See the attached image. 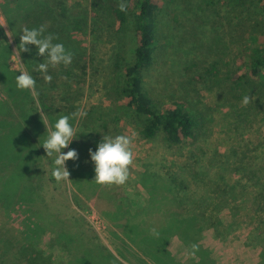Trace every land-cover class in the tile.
Masks as SVG:
<instances>
[{"label":"trees","instance_id":"1","mask_svg":"<svg viewBox=\"0 0 264 264\" xmlns=\"http://www.w3.org/2000/svg\"><path fill=\"white\" fill-rule=\"evenodd\" d=\"M69 1L0 0L2 13L14 17L15 22L10 21V26L18 52L22 34L19 18L23 26L30 29L45 25V34L58 37L54 43H63L74 53L68 67L62 63L55 68L49 66L51 83H46L43 74L35 70L45 60L38 55L35 45L28 46L30 52L19 53L25 70L36 80L34 90L41 108L31 90L17 88L15 78L20 73L8 64L10 47L7 43L0 44V207L6 216L23 214L26 219L23 231L28 232V237L17 249V258L25 264H128L119 258L122 256L129 262L128 255L137 264H220L212 251L201 243V238L207 228L212 227L215 231L221 226L226 227L225 230L233 226L240 209L246 204L238 194L242 185L243 191L248 187L256 188L252 201L258 223L247 238H254L249 240L259 249L256 264H264V190L259 189L257 177V182H250L256 174L245 172L243 154V159L234 161L236 168L232 169L238 170L240 176L232 183L215 170L213 173L217 172L218 178L207 180L200 177L202 172L196 168L187 172L195 184L205 186L210 193L197 200L191 197L190 183L168 165L145 163L143 169L135 171L130 178L145 192L138 203L128 196L111 192V188L106 192L103 186L107 185H100L99 194H96V188L87 183L90 178L94 180V162L91 159L87 164L68 160L69 181L75 192L86 198L111 201V205L102 210V215L110 223L109 232L120 242L118 256L98 236L87 235L77 227L78 219H67V224L59 215L41 209L45 196L41 179L43 171H38L47 164L48 170L50 168L48 179L56 181L52 176L54 157H47L41 144L47 137L42 112V117L52 128L61 115L75 112L76 108L70 104L54 105L52 90L58 88L57 81L63 77L70 82H81L88 75V69L99 71L104 66L109 67L108 61L117 73L110 89L118 103H112L115 107L111 111H98L92 107L85 111L86 116L71 121L78 137L87 141L93 151L120 120H137L139 133L147 140L161 136L172 146L192 140L209 113L206 105H201L192 95L194 85L198 83L215 91L219 101H242L247 95L252 97L254 104L262 101L264 107V0L250 1L248 9L255 3V11H249V23H243L241 33L229 41L222 40L218 35L221 31L214 33L208 28L206 32L207 18L210 19L211 14L218 15L216 5L222 0H187L186 9L180 10V14L184 13L186 17V27L179 45L191 50L210 51L217 58L208 62L203 74L188 76L184 82L187 86L177 94L163 88L170 87L168 81L159 88L152 79L148 81L152 70L156 69L155 73L160 75L156 66L165 55L166 45L161 43L163 35L159 33V15L164 7L171 8L177 0H127V12L119 10L120 0H92L90 21L86 7ZM205 36L209 39L205 40ZM233 45L237 46L234 50ZM193 66L188 65L185 71L189 73ZM106 85L104 83V87ZM69 149H74L73 142ZM81 203L75 194L74 205L84 208ZM223 210L229 215L228 224L219 217ZM152 228L157 229L159 236L150 233ZM46 232L51 235L43 248L60 247L65 253L64 261H54L49 253L43 252L40 242ZM228 234L227 231L214 235L223 240ZM174 237L182 241L189 253L193 254V244L199 246L191 260L182 261L175 256L170 248Z\"/></svg>","mask_w":264,"mask_h":264},{"label":"rangeland","instance_id":"2","mask_svg":"<svg viewBox=\"0 0 264 264\" xmlns=\"http://www.w3.org/2000/svg\"><path fill=\"white\" fill-rule=\"evenodd\" d=\"M250 1L252 0H222L218 2L216 5L218 15L211 14L212 17L207 18L206 32H208V28L214 30V33L215 31H221L218 35L222 37L223 41L234 38L235 34L241 33V29L244 27L243 23H249V11H253V9L255 11V3L251 4V9H248ZM69 2L86 7L90 21L89 8L92 0H70ZM188 3L187 0H177L176 4L171 5V8L166 9L164 7L159 15V33L163 35L160 37L161 43L166 45L165 55L159 59L156 66L161 71L160 75L158 76V73H155L156 69H154L150 72L151 78H148V81L152 79V83L158 88L165 85L164 81H168L167 86L170 87L165 86L163 88L176 94L185 89L184 87L187 85L184 82H186L188 76L203 74L208 62L217 58V55L210 51L197 48L191 50L187 49L188 46L185 48V46L179 45L180 36L184 35L186 27V17L184 13L180 14V10L186 9ZM13 18L6 16L0 10V24L5 25L0 26V44L7 43L10 47L8 64L16 69L15 60L25 70L13 39L12 27L10 26V21L15 22ZM245 19L247 20L244 22ZM18 21L21 26L24 25L21 19L18 18ZM7 32L12 36L11 38L7 35ZM127 33L129 35L128 41L132 45L130 32L127 31ZM204 39L209 38L205 36ZM107 46L109 47V45ZM236 48L237 46H234L233 50ZM107 64L109 67L104 66L99 71L88 69V75L78 83L70 82L63 77L59 78L57 81L58 88L52 90L54 105L70 104L76 107L74 108L75 111L82 109L84 112L92 107H96L98 111L113 110L115 106L112 103L117 104L118 98L115 100L116 96L111 92L110 84H113L117 73L111 69L112 66L109 61ZM190 64L194 66L188 73L185 68ZM245 70L246 67L244 70L242 69L241 73ZM104 83L107 84L105 87ZM31 91L32 95L35 96L36 103L42 108L35 90ZM157 91L162 90L158 89ZM192 95L194 99L201 102V105H206L209 113L203 127L196 132L195 138L186 140L178 146L166 144L161 136L151 140L143 138L139 133V124L135 119L120 120L114 123L112 129L105 135L115 137L120 134H135L132 145L134 162L130 167L128 181L124 185L103 186L106 192L111 188V192L128 196V199H133L138 203L145 192L130 179L133 178L135 171H141L145 163H154L156 166L166 164L172 171L190 183L191 197L193 200H197L200 197L210 195V193L205 186L195 184L194 179L190 176L191 174L187 172L196 168L202 172L200 177L206 180L208 178H218L217 172H220L229 183H232L240 176L239 171L232 168H236L234 161L237 158V162L239 159H243L242 154L245 156L246 161L245 172L256 174L253 179L250 178V182H257L258 178L259 189L264 190V107L262 101L254 104L251 102V97L250 103L246 106L242 104V101L236 99H230L229 102H225L223 99L219 101L217 93L209 91L202 83L194 85ZM228 97L231 96L228 95ZM42 114L44 116L43 112ZM99 131L104 133L102 129ZM72 142L73 148L79 153L77 161L87 164L91 159L89 153L91 147L88 146L87 141L77 137ZM68 150L69 148H65L62 151L66 153ZM67 164L68 161L66 166ZM39 170L43 171L41 179L45 196L44 203L40 206L41 209L45 213L59 215L60 220L66 221L67 224H69L67 219H78L79 224L76 225L77 227H80L87 235L98 236L100 241L118 256V248H121L118 244L120 242L109 232L110 223L102 215V210L105 209L106 205L110 206L111 201L98 200L99 198L96 197L86 198L82 193L75 192L69 180L51 181L48 179L50 168L48 170L47 164H43L38 168ZM213 170L217 172L213 173ZM87 183L96 188V194H99L100 184L96 186L97 183L92 178L88 179ZM255 190L254 187H248L243 191L242 185L239 186L238 194L240 198L245 199L246 204L240 209L239 215L234 216L236 222L232 227L225 230L226 227L221 226L215 231L211 227L203 232L201 243L212 251L213 256L220 264H256L258 261L259 249L250 241L254 238H247L249 231L258 223L252 201ZM75 194H77L84 208H78L74 205ZM213 200L216 202L215 199ZM220 216L225 221L224 224H228L229 215L225 210L219 213ZM25 222L26 219L23 214L17 215L16 213L6 216L4 210L0 207V264H25L23 260L17 258L16 253L24 239L28 237V232L23 231ZM227 231L229 234L223 240L217 239L214 235L215 233H227ZM50 235L46 232L41 236L40 246L42 248L48 243ZM170 246L177 258L182 261L191 260L193 254L189 253L181 240L174 237ZM43 252L45 254L49 253L54 261L65 260V253L58 246H54L52 249L43 248ZM119 258L128 264H137L131 256L127 255V258H130L129 262L122 256H119Z\"/></svg>","mask_w":264,"mask_h":264},{"label":"clouds","instance_id":"3","mask_svg":"<svg viewBox=\"0 0 264 264\" xmlns=\"http://www.w3.org/2000/svg\"><path fill=\"white\" fill-rule=\"evenodd\" d=\"M119 10L127 12V0H120ZM0 26H5L0 24ZM22 34L20 35V43L18 45L19 53L30 52L29 45H35L38 48V55L45 57L44 62L36 66V71L43 74L46 83H51L52 77L48 74L49 66L55 68L59 64L65 67L71 65L74 53L65 48L63 43L56 42L58 37L52 33H46V26L29 28L22 26ZM7 35L12 36L7 32ZM17 49V48H16ZM17 64L16 70L20 73L16 76V86L21 90H34L36 80L20 64ZM250 103V97L245 95L242 98L244 106ZM86 116V112L78 109L67 115H61L55 122L54 127L49 128L46 119L41 118L47 129V137L41 143L46 151L47 157H54L55 167L52 170V176L57 182L70 180V172L66 166L68 160H78L79 153L76 149H69L66 153L62 150L69 148L72 141L78 137L77 129L71 121L76 118ZM134 135L120 134L115 137L104 135L98 143L97 149L93 151L89 149L91 160L94 162L95 177L94 181L100 185H124L130 177V167L134 162L133 141ZM150 233L159 236L157 229H150ZM197 244L192 245L193 254L198 251Z\"/></svg>","mask_w":264,"mask_h":264}]
</instances>
